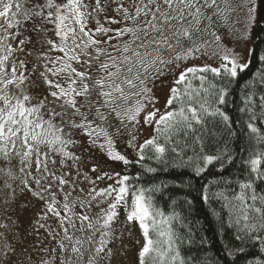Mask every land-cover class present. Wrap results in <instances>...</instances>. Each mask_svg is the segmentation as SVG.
<instances>
[{
    "label": "snow or ice",
    "instance_id": "1",
    "mask_svg": "<svg viewBox=\"0 0 264 264\" xmlns=\"http://www.w3.org/2000/svg\"><path fill=\"white\" fill-rule=\"evenodd\" d=\"M227 11L234 12L236 7L221 8L217 0H0V264H36L16 215L18 200L24 196L29 197L28 204L42 205L36 226L45 229L55 244L53 255L41 258L39 264H110L117 237L114 224L121 206L128 209L126 221H139L146 238L140 264H145L150 254L159 253L157 242L149 237L150 227L167 238L166 251H174L172 264H185L178 248L173 249L177 238L171 225L167 232L158 231L156 217L162 213L152 210L143 190L129 203L128 176L116 180L117 186L98 190L97 180L113 177L104 173L93 178L89 173L97 172L95 164L84 169L96 151L113 161L130 163L115 146L123 141L136 147L129 128L133 122L139 123L143 105L139 101L133 104V99L151 92L147 87L151 73L157 78L169 65L199 52L193 35H215L218 22L227 19ZM247 11L251 21L255 0H249ZM102 16L109 26L101 23ZM92 21L94 28L89 27ZM114 39L118 43L113 44ZM181 40L192 41L191 46L176 50ZM172 52L175 54L165 55ZM224 59L228 63L222 69L229 77H236L238 67H247L237 64L238 56ZM197 72L219 76L221 68L190 67L176 83L184 82L187 73ZM198 78L205 79L202 75ZM178 92V88L171 90L169 106L179 100ZM224 94L222 89L221 104ZM260 99L264 106V97ZM190 111L192 119L200 123L196 109ZM178 114L191 128L183 107ZM176 115L174 111L161 115L156 123H163L164 128L155 131L168 133L167 139H171L175 124L170 126L167 121ZM211 115L229 120L219 109ZM154 117L155 113H148L145 123L151 124ZM146 147H151L158 159L167 150L153 137L139 145L140 160L145 159ZM213 159L205 157V162ZM262 163L260 156L249 161L255 179L264 180ZM83 182L91 187H84ZM240 187L253 189L251 199H257L252 182ZM238 199L243 202L244 195ZM102 202L106 207L90 214ZM51 218L56 220L55 227L49 223ZM123 224L120 221L121 228ZM241 232L234 236L239 245L236 254L245 255V245L251 244L259 253L245 264H264V236L248 224ZM189 264L196 261L190 257Z\"/></svg>",
    "mask_w": 264,
    "mask_h": 264
},
{
    "label": "trees",
    "instance_id": "2",
    "mask_svg": "<svg viewBox=\"0 0 264 264\" xmlns=\"http://www.w3.org/2000/svg\"><path fill=\"white\" fill-rule=\"evenodd\" d=\"M252 33L250 61L236 77L223 71L219 76L212 72L187 73L185 81L176 84L179 100L168 109L177 113L167 121L170 126L175 124L171 139H167L168 133L155 131L157 127L163 129V123L151 135V139L156 137L158 143L165 145L163 157L158 159L154 150L146 147L145 159L123 168L129 177L126 183L130 192L143 190L152 210L162 213L156 217L158 231L167 232L171 225L177 238L173 249L178 248L185 264H189L190 257L196 264H245L246 259L259 253V248L247 244V253L237 255L239 245L234 236L243 234L245 224L255 226L257 234L264 236V180L254 178L249 164L257 156L264 160V106L260 99L264 97V14L254 24ZM201 75L205 77L203 81L198 78ZM222 89L223 104L219 102ZM181 107L191 128L178 114ZM192 108L200 123L192 119ZM217 109L229 117L227 122L219 115H211ZM208 156L214 158L211 163L205 162ZM261 170L264 171V163ZM247 182L253 183L255 201L251 199L253 189L240 187ZM241 194L243 202L238 199ZM149 237L157 242L159 253L146 257L145 264H172L174 251H166L167 238L158 236L151 227Z\"/></svg>",
    "mask_w": 264,
    "mask_h": 264
},
{
    "label": "rangeland",
    "instance_id": "3",
    "mask_svg": "<svg viewBox=\"0 0 264 264\" xmlns=\"http://www.w3.org/2000/svg\"><path fill=\"white\" fill-rule=\"evenodd\" d=\"M249 0H217V3L222 6H234L236 11L229 13L234 18H229L225 22L219 21V27L215 35H207L204 33L197 34L199 37H208L210 40L209 47L202 48L199 52L190 55L187 59L177 62L176 65H170L167 69L162 70V74L157 78H153L155 74L149 75L147 79V87L151 89L150 93H142L140 96L133 99V104L139 101L143 105V110L137 116L138 124L134 122L130 124L129 132L135 135L136 139L133 142L136 147H128L123 141L116 144V150L130 161H137L139 159V145L144 144L145 140L151 139L152 131L157 127L156 121H159L161 115L168 112L169 105L167 101L171 98V90L176 87V80L182 72H186L188 68H203L208 66L210 68H221L222 65L227 64L228 61L224 57L231 59L233 56H238L237 64H247L250 61L253 49V33L254 24L258 21L260 16L264 14V0H255V11L253 13L254 19L249 21V13L247 11ZM243 12H238L243 9ZM260 10L258 11V9ZM238 13L237 18L235 15ZM237 20V21H236ZM102 24L109 26L103 16L100 18ZM110 26L118 27L112 24ZM95 27V24H94ZM195 35V34H194ZM219 37V39H217ZM125 40L129 39L124 37ZM116 44L115 41H112ZM134 47V46H133ZM230 66V65H229ZM242 70L237 68V73ZM42 89V85L40 86ZM148 113H155L154 120L151 124L145 123V117ZM93 164L97 166L96 173H89L93 178L97 175L103 176L108 173L112 179H100L96 181V188L104 189L109 185L117 186L116 180L125 176L123 168L125 164L122 161H113L105 153L96 151L92 157L87 161V171ZM120 175L117 176L116 174ZM2 183V181H0ZM128 185V184H127ZM83 186L91 187L87 182H83ZM129 186V185H128ZM132 190V189H131ZM138 191L132 190L126 199L131 203L134 200ZM29 197H20L18 200L19 208L16 215L19 217L18 223L27 239L26 245L29 246V252L32 259L39 264L41 258H50L53 253L51 249L55 247L46 235L45 229L37 227L38 216L42 211V205L39 203L28 204ZM95 203V202H94ZM106 207V202H102L99 207H93L90 214H98L101 208ZM128 209L124 206L118 208L119 217L114 227L117 229L116 240L113 241L114 251L111 257L110 264H140V255L142 248L146 244V238L143 235V230L140 227L139 221H126V213ZM120 221H124L121 228ZM11 223V221H7ZM41 223L43 221H40ZM54 227L56 220L51 218L49 220ZM2 231V230H0ZM19 250V244L16 245ZM47 248L45 252L43 249Z\"/></svg>",
    "mask_w": 264,
    "mask_h": 264
},
{
    "label": "flooded vegetation",
    "instance_id": "4",
    "mask_svg": "<svg viewBox=\"0 0 264 264\" xmlns=\"http://www.w3.org/2000/svg\"><path fill=\"white\" fill-rule=\"evenodd\" d=\"M221 7V6H220ZM226 7H228V6H222L221 8H226ZM260 10V8L258 9V11ZM244 11V8L243 9H239V11L238 12H243ZM230 11H227L226 13H225V16L227 17V19L226 20H229V18H234L230 13H229ZM237 16H238V13L235 15V18H237ZM226 20H223L222 22H225ZM237 21V20H236ZM94 24H95V21H92V22H90V24H89V27H91V28H94ZM111 27H113V28H116L115 26H111ZM127 38H129L130 39V37H127ZM192 40H194L195 41V43L199 46V49L201 50L202 48H204L205 46L206 47H209V44H210V40L208 39V37H199L197 34H195V35H193V37H192ZM113 41H115L116 43H118V41L117 40H113ZM174 42V41H173ZM191 43H192V41H187V40H181V43L179 44V45H177V49L176 50H179V51H182L184 48H187V47H189V46H191ZM134 47H135V45H133ZM140 51H144L143 49H139ZM199 50V51H200ZM197 53V52H196ZM115 54V53H114ZM175 54V52H172V53H166L165 55L167 56V55H174ZM195 54V53H194ZM170 66V65H169ZM168 66V67H169ZM167 67V68H168ZM167 68H165V69H167ZM165 69H163V70H165ZM154 73H151L150 75H153ZM131 127V126H130ZM129 130H130V128H129Z\"/></svg>",
    "mask_w": 264,
    "mask_h": 264
}]
</instances>
